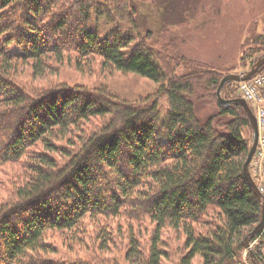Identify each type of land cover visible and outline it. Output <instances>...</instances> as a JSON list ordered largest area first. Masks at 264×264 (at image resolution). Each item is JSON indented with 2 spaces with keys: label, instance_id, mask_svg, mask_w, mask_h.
<instances>
[{
  "label": "trees",
  "instance_id": "trees-1",
  "mask_svg": "<svg viewBox=\"0 0 264 264\" xmlns=\"http://www.w3.org/2000/svg\"><path fill=\"white\" fill-rule=\"evenodd\" d=\"M156 35L143 30L134 0H0V167L33 155L29 177L0 200V264H91L39 256L50 251L44 234L71 231L85 216L115 217L126 206L156 224L147 254L140 256L132 241L128 259L161 264L168 254L160 234L168 227L184 236L175 264H192L195 256L201 264H240L243 242L261 219V203L243 174L250 121L238 103H217L224 75L160 45ZM244 43L241 61L251 67L264 54V32L253 30ZM68 51L80 64L99 57L104 68L149 78L158 88L128 103L84 87L34 94L12 76L17 61L31 60L41 73L43 56ZM221 95L238 98L237 83H226ZM210 106L214 114L198 116ZM89 117L108 120L75 153L65 151L59 165L48 139ZM37 143L42 152L32 151ZM210 210L215 222L198 231Z\"/></svg>",
  "mask_w": 264,
  "mask_h": 264
},
{
  "label": "rangeland",
  "instance_id": "rangeland-1",
  "mask_svg": "<svg viewBox=\"0 0 264 264\" xmlns=\"http://www.w3.org/2000/svg\"><path fill=\"white\" fill-rule=\"evenodd\" d=\"M134 3L143 30L157 34L160 45L175 47L185 58L212 66L222 75L249 70L250 67L241 61L243 48L247 45L244 41L253 30L264 32V0H134ZM100 25H103L102 19ZM107 28L109 25L103 26V31ZM75 58L70 51L63 52L59 58L45 55L43 62L41 60V73H36L31 60L17 61L12 76L20 86L34 94L57 86L84 87L112 93L128 103L152 95L158 88V84L149 78L104 68L99 57H89L81 64ZM182 71L177 68V74ZM159 111L162 118L167 112L166 97L159 100ZM198 111V116L205 118L216 109L210 106ZM107 120L89 117L69 127L65 133L55 134L48 142L56 150H48V154L61 165L67 161L65 151L75 153L81 140L93 130H99ZM31 149L42 152L44 147L37 143ZM32 157L26 155L0 167V200L29 177L31 168L27 160ZM216 215L215 210H210L202 224H196L197 230L204 232L215 222ZM155 225L149 216L132 212L128 206L115 217L85 216L71 231H47L44 241L50 245V251L39 253V256L91 264H138L135 259L127 258L129 245L133 241L140 256L147 254ZM160 241L159 247L168 254L161 264H175L183 250L184 236L165 227ZM239 262L252 264L244 247ZM192 264H201L200 257L195 256Z\"/></svg>",
  "mask_w": 264,
  "mask_h": 264
},
{
  "label": "built area",
  "instance_id": "built-area-1",
  "mask_svg": "<svg viewBox=\"0 0 264 264\" xmlns=\"http://www.w3.org/2000/svg\"><path fill=\"white\" fill-rule=\"evenodd\" d=\"M237 92L249 104L256 118L258 139L249 170L259 193L264 198V73L240 82ZM251 247L255 249L259 263L264 264V227L251 242Z\"/></svg>",
  "mask_w": 264,
  "mask_h": 264
},
{
  "label": "water",
  "instance_id": "water-1",
  "mask_svg": "<svg viewBox=\"0 0 264 264\" xmlns=\"http://www.w3.org/2000/svg\"><path fill=\"white\" fill-rule=\"evenodd\" d=\"M263 67H264V54L259 55L256 58L255 62L249 68V70H247L245 72H240L237 74H226V75H224L222 77L219 85H218L217 90H216L217 103L220 106H228L232 103H238L239 105H241L247 114V117L250 121L251 128H252V142H251V146L249 149V153H248L247 158H246L244 165H243L244 177L247 180L249 186L254 191V193L256 194V196L258 197V199L261 203V219H260L259 223L252 229V231L249 233V235L245 238V240L243 242V247L248 250V255L251 259L252 264H258V263H257L256 256L254 255V252L249 248L250 241L255 236H257V234H259V232L262 230V228L264 226V201H263L262 196L260 195V193L256 189L255 183L253 182V180L250 176V173H249V163L251 161V158L253 156V153H254V150L256 147V143H257V136H258L257 124H256V119H255L251 109L249 108L248 104L246 103V101L244 99H242V98L225 99L222 97L221 91H222L224 85L228 82L238 83L241 81L250 80L252 78V76L260 73L262 71Z\"/></svg>",
  "mask_w": 264,
  "mask_h": 264
}]
</instances>
